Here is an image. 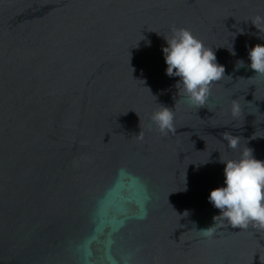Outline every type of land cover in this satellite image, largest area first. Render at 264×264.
Returning a JSON list of instances; mask_svg holds the SVG:
<instances>
[{
  "label": "water",
  "instance_id": "water-1",
  "mask_svg": "<svg viewBox=\"0 0 264 264\" xmlns=\"http://www.w3.org/2000/svg\"><path fill=\"white\" fill-rule=\"evenodd\" d=\"M257 15L264 0H0V264H264V229L209 201L220 158L264 160ZM178 29L226 70L202 108L166 74Z\"/></svg>",
  "mask_w": 264,
  "mask_h": 264
},
{
  "label": "clouds",
  "instance_id": "clouds-1",
  "mask_svg": "<svg viewBox=\"0 0 264 264\" xmlns=\"http://www.w3.org/2000/svg\"><path fill=\"white\" fill-rule=\"evenodd\" d=\"M251 23L259 33H264V16L257 15ZM166 41L167 47L163 48L166 74L179 77L177 89L183 90L192 105L202 108L208 99L211 84L225 76V67L217 63L215 51L206 48L187 29L174 30L173 38ZM231 51L235 55V51ZM249 59L251 70L256 75H264V44L251 48ZM244 66V61L239 60L236 69ZM239 111V105L233 101V115ZM152 119L161 132L175 131L171 108L161 105ZM222 137L228 141L230 148L238 147L239 137L227 133H222ZM220 162L225 164L226 186L213 189L209 196V201L220 212L218 216L227 219L232 227L247 229L251 224L264 229V160L255 158L253 150L249 148L243 151L239 160L225 161L220 158ZM199 231L211 235L213 226Z\"/></svg>",
  "mask_w": 264,
  "mask_h": 264
}]
</instances>
